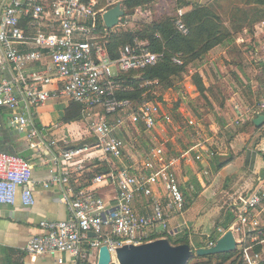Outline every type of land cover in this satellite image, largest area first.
<instances>
[{
  "label": "built area",
  "instance_id": "1",
  "mask_svg": "<svg viewBox=\"0 0 264 264\" xmlns=\"http://www.w3.org/2000/svg\"><path fill=\"white\" fill-rule=\"evenodd\" d=\"M107 9L99 6V0H0V68L9 66L14 72L11 80H0V112H10V125L25 135L39 161L56 165L57 170L42 186L64 187L63 201L70 211L63 220H39L25 251L55 257V264L90 261L93 250L96 264L102 245L107 246L112 264H117L116 248L175 235L176 228L169 231V219L182 217L186 210L185 196L172 169L176 159L167 158L165 144L152 146L140 162L93 176L85 188L72 186L74 174L84 172L94 159H122L125 144L121 131L151 135L158 127L164 132L173 126L161 101L143 100L133 106L132 101L116 97V91L122 89L116 80L119 71H139L155 64L161 54L150 51L145 41L134 40L112 59L106 42L101 41L105 37L97 29L98 18L103 23L102 14ZM184 13V8H176L175 26L188 35L181 17ZM173 61L181 64L177 57ZM51 85L55 86L52 90ZM19 86L23 89L18 91ZM51 91L82 104L83 115L93 116L86 133L94 138L89 145L64 144L58 153L50 152L56 142L47 139L43 129L29 118L28 110L29 106H42ZM95 107L103 114L94 112ZM234 109L232 122L238 124L245 114L264 109V102L245 109L235 105ZM176 112L187 127L198 126L188 150L194 153V161L212 158L215 153L205 144L208 140H202L200 120L182 107ZM47 154H52L49 160ZM110 183L116 188L114 204L94 191L96 186ZM35 184L28 159L0 152V204L13 205L19 199L23 206L32 207ZM263 201L264 178L253 190L233 198L236 215L227 230L235 239L241 264H264V227L254 213ZM227 230L217 227L219 235L204 247H212ZM158 232L162 236L153 237Z\"/></svg>",
  "mask_w": 264,
  "mask_h": 264
},
{
  "label": "crops",
  "instance_id": "2",
  "mask_svg": "<svg viewBox=\"0 0 264 264\" xmlns=\"http://www.w3.org/2000/svg\"><path fill=\"white\" fill-rule=\"evenodd\" d=\"M30 67H33V65ZM13 75L14 72L11 67L5 66L0 68V80H11ZM240 77L242 78L241 75ZM54 88L55 86L53 85L49 86L51 90ZM22 89L23 86L18 87V91ZM19 95L21 94L19 93ZM60 96L61 95L51 91L48 100H53V103L52 101L47 103V100L42 106H29L28 110L29 118L35 122L39 128L43 129L47 139L56 142L50 150L52 154L58 153L59 149L64 144H66V147L80 145L81 143H84L83 145H89L94 140L93 137H88L86 134L87 130L82 120L71 122H64L62 120L69 100L67 102H58ZM233 98L234 96L227 100V102L231 103ZM20 103L22 104L23 101ZM215 107L214 105L213 111H216ZM223 112L224 111H222V113ZM230 112H232V109H230ZM230 112L228 115H230ZM226 113H228V111H226ZM223 115L226 117L224 113ZM245 115L249 116L248 122L245 124L239 123L236 129H227L228 125L233 124L232 119L229 120L230 122L227 124L222 116H220L221 118L215 115L212 118L210 117L211 129L215 130V132L210 134L207 140L209 142H215L217 139L216 142H225L224 148L221 149L218 157L214 159L206 158L201 162L194 163L192 158L189 157L188 152L191 144L187 149L181 152V157L185 158V162L188 165L186 166V174H177L179 176L178 178L176 174L174 175L180 184V188L184 190L186 195L191 196L195 201L197 200L198 202L204 203L205 207L202 210L203 212H227V210H230V207L234 205L233 198L238 193L253 190L258 185L260 179L264 178V159L260 155V152H264V121L260 125L254 123V119L264 115V113L259 109ZM84 117L83 115V118ZM9 118L10 112H0V152L19 155L32 163L33 180L36 183L33 190L35 204L32 207H25L20 203L19 199H17L13 205L0 204V264H55V257L30 255L25 251V246L29 237L37 231V223L39 220H63L69 217V208L63 201L65 188L57 185H52L48 188L42 186V182L47 181L50 175L57 170V167L50 161H39L28 139L24 134L16 132L10 125ZM200 123L202 124L201 121ZM142 132L143 131H137V133ZM125 135V131H121L119 134L122 138ZM146 135L149 134L146 133ZM52 154H47L45 158L49 160ZM124 154L126 153L123 151V157L120 160L106 159L100 156L94 159L95 161L93 160L87 163L85 169L89 165L96 164L97 162L109 163L112 170L113 168L117 169L119 167H116V165L123 160ZM125 157H127V165L142 161L138 160L133 155ZM216 161L225 162V164L215 170L213 166L216 165ZM176 162L178 163L177 158L174 163ZM198 166L201 168L204 167L203 169L206 171V168L209 167L210 175L208 177H201L200 173L196 171ZM80 174L81 173H75L72 178V186L74 189L85 188L90 185L93 176L89 180L86 179L82 181L79 177ZM94 191L105 201L114 204L116 188L113 184L98 185L95 187ZM193 199H191V201ZM136 204L139 207L140 204L138 202ZM254 213L259 221L264 224V204L257 207ZM180 222L184 223V225L177 226ZM185 226L186 222L183 216L169 219V231L175 230L176 228L177 234L179 231H182ZM215 235H217V233ZM161 236L162 233L160 232L153 235V237ZM63 257L66 258V256ZM94 261L93 258H90L91 264H94Z\"/></svg>",
  "mask_w": 264,
  "mask_h": 264
},
{
  "label": "rangeland",
  "instance_id": "3",
  "mask_svg": "<svg viewBox=\"0 0 264 264\" xmlns=\"http://www.w3.org/2000/svg\"><path fill=\"white\" fill-rule=\"evenodd\" d=\"M121 1L99 0V6L107 8L120 4ZM186 1L189 5L183 7L185 11L190 9L191 5L195 3L213 4L215 0ZM176 2L177 0H155L149 5L134 9L131 13L126 14L124 11L119 24L113 27L112 31H103L99 34L106 37L111 33L119 34L124 30H135L141 27L143 23L161 19L165 14H174ZM254 5H245L242 0H219L217 4L214 3L216 12L220 15L225 27L230 31L232 42L214 47L202 59L189 64L186 72L181 75L182 78L176 80L172 88L163 90L161 105L163 110L170 113L173 126L166 127L164 132L161 130L162 127H158L151 135H144L135 131L126 132V135L123 137L125 144L124 152L126 154H124L123 160L119 164L117 163L116 167L127 165V157L125 156L129 157L133 155L138 160H142L152 146L165 144L167 158H177L178 161V163L176 162L172 166L174 174L185 175L186 166L188 165L185 162V158L181 157V152L192 143L193 133L197 130L198 126L194 129L187 127L185 121L176 112L178 107H182L187 114L202 122L200 129L202 140H207V137L215 132V130L211 129L210 117L212 118L214 115L217 117L222 116L228 124L229 120L235 117V105L245 109L246 107L264 102V73L259 66V61H264V16H262L261 10H257V8H264ZM122 10L124 9L122 8ZM196 72L202 76L203 82L207 87L205 97L201 96L192 84L191 77ZM245 90L247 92L246 95L244 94ZM233 96L234 98L231 100V103H228L227 100ZM51 101L53 103L51 99L47 103ZM60 101L67 102L68 98L60 96L58 102ZM214 105L216 106V111H213ZM230 109H232V112H230ZM222 111H224L223 113L226 117H224ZM229 112L230 115H228ZM92 119L93 116H85L81 119L87 131L90 130ZM237 125L239 123L230 124L227 126V129H236ZM162 140L168 141L162 142ZM216 141L217 139L215 142L208 141L205 144L218 157L221 149L224 148L225 142ZM189 157L194 161L193 152H189ZM196 162L194 161V163ZM199 167H197L196 171L200 173L201 177H208L210 175L209 167L206 168L208 174H204V167H200V169ZM186 202L188 207L183 214L186 226L174 237H170V240L175 241L176 238L184 236L186 232L192 248L196 249L197 245L206 246L204 241L214 229L215 223L217 220H224L227 212H203L204 203L195 201L194 199L192 201L187 199ZM90 256L93 260H96V250H93ZM196 261L197 258L194 254L187 264H193Z\"/></svg>",
  "mask_w": 264,
  "mask_h": 264
},
{
  "label": "trees",
  "instance_id": "4",
  "mask_svg": "<svg viewBox=\"0 0 264 264\" xmlns=\"http://www.w3.org/2000/svg\"><path fill=\"white\" fill-rule=\"evenodd\" d=\"M153 1L155 0H122L119 5L127 14L129 12L131 13L136 8L151 4ZM218 1L219 0H215L213 4L195 3L191 5L190 9L185 11L181 17L184 24L188 27V35H183L176 30V16L174 13L165 14L161 19L143 23L141 27L135 30H124L119 34L111 33L109 36L101 39L102 42H106L105 47L112 59L117 58L121 47L126 44H133L134 40L145 41L146 47L150 51L161 54V58L155 64L148 65L139 71H119L116 75V80L121 84L122 89L116 91V97L132 101L133 106L140 104L143 100L162 101L163 90L166 88H172L174 82L182 78L181 75L186 72L189 64L202 59L203 56L214 47L231 43L232 39L230 31L225 27L224 22L214 7V3L217 4ZM242 1L245 5L255 4L264 8V0ZM176 3L175 10L176 8H183L189 5L186 0H177ZM257 10H261L263 13L262 16H264V9L257 8ZM97 29L100 32L112 31V29H108L103 25L100 18H98ZM174 57L179 58L181 64H176L173 61ZM259 66L264 73V61L260 60ZM191 81L196 91L201 96L205 97L207 87L203 82L202 76L196 72L191 77ZM157 93L158 95L156 96ZM244 94H247L246 90ZM83 109L84 107L82 104L69 100V104L65 109L62 120L64 122H71L83 119ZM93 111L103 114L100 107H95ZM262 113H264V109L262 110ZM248 120L249 116L245 115L240 123L245 124ZM142 134L146 135L145 132H142ZM260 155L264 159V152H260ZM216 157L217 156L214 155L212 159ZM224 164L225 162L216 161V165L213 167L216 170ZM110 170L111 166L109 163L97 162L96 164L89 165L79 177L82 181L86 179L89 180L96 174H103ZM182 192L185 196V200L187 201L188 199L191 201V196H186L183 189ZM261 204H264V201ZM187 205L186 202V208ZM235 215L236 205H233L230 207V210H227L226 218L224 220H217L214 229L207 236L204 244L207 245L208 240L215 236L217 227H222L224 230H227ZM164 235L172 244H190L186 232L184 236L176 238L175 241L170 240L171 236L169 234ZM197 247L204 246L197 245L196 248ZM194 249L195 248H192V250ZM196 258L197 261L193 264H241L237 250L200 257L196 256ZM81 264H91V262L89 260H84Z\"/></svg>",
  "mask_w": 264,
  "mask_h": 264
},
{
  "label": "water",
  "instance_id": "5",
  "mask_svg": "<svg viewBox=\"0 0 264 264\" xmlns=\"http://www.w3.org/2000/svg\"><path fill=\"white\" fill-rule=\"evenodd\" d=\"M124 15L119 4L112 6L102 14L106 28L117 26ZM264 115L254 119L260 125ZM81 143L80 145H83ZM91 236L94 234L90 233ZM236 249V242L230 230L222 234L212 247H198L192 250L190 244H172L167 238H157L139 245L124 244L116 248L115 259L117 264H187L191 257L206 256L218 253L231 252ZM96 264H112L110 253L106 245L99 248Z\"/></svg>",
  "mask_w": 264,
  "mask_h": 264
}]
</instances>
